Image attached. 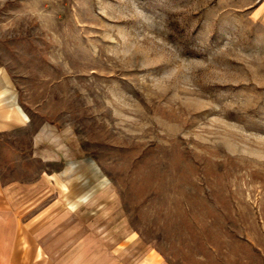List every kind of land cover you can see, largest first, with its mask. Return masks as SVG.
Masks as SVG:
<instances>
[{
	"label": "rangeland",
	"instance_id": "rangeland-1",
	"mask_svg": "<svg viewBox=\"0 0 264 264\" xmlns=\"http://www.w3.org/2000/svg\"><path fill=\"white\" fill-rule=\"evenodd\" d=\"M16 262L264 264V0H0Z\"/></svg>",
	"mask_w": 264,
	"mask_h": 264
},
{
	"label": "bare ground",
	"instance_id": "bare-ground-1",
	"mask_svg": "<svg viewBox=\"0 0 264 264\" xmlns=\"http://www.w3.org/2000/svg\"><path fill=\"white\" fill-rule=\"evenodd\" d=\"M4 101V100H3ZM6 101V100H5ZM8 101V100H7ZM7 101H6V103H7ZM5 103V102H4ZM8 104H10V106L13 108V109H15L18 113H19V115L24 119V120H27V116L24 114V112L21 110V108L17 105V103H16V99H15V97H12L10 100H9V102H8ZM72 167H73V165H72ZM93 170L95 169V171L98 173V171H97V169H96V166L93 164H91V166H90ZM90 198V196L88 195V194H85V195H82L81 197H79L78 198V200H76V201H70V202H68V205H69V208L72 210V211H74V210H76L77 209V207L80 205V204H82V203H85L88 199Z\"/></svg>",
	"mask_w": 264,
	"mask_h": 264
},
{
	"label": "crops",
	"instance_id": "crops-1",
	"mask_svg": "<svg viewBox=\"0 0 264 264\" xmlns=\"http://www.w3.org/2000/svg\"><path fill=\"white\" fill-rule=\"evenodd\" d=\"M7 126V125H6ZM15 264H22V263H20V262H16Z\"/></svg>",
	"mask_w": 264,
	"mask_h": 264
}]
</instances>
